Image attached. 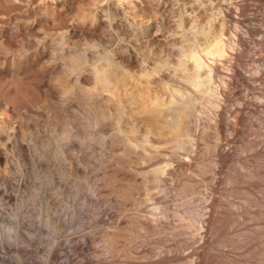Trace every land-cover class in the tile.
<instances>
[{"label":"rangeland","instance_id":"rangeland-1","mask_svg":"<svg viewBox=\"0 0 264 264\" xmlns=\"http://www.w3.org/2000/svg\"><path fill=\"white\" fill-rule=\"evenodd\" d=\"M222 1L225 6L232 3V0ZM44 2L50 3L51 12L47 15H42L36 8ZM201 2L202 0H71V4L66 5L60 0H25L17 3L0 0V92L5 91L14 102L27 107L28 114L24 125L30 134L25 133L23 137H18V132L22 131L16 129V134L14 130L10 131L11 136L6 132L0 135V147H7L10 152V156L0 158V175L3 174V179L0 176V264H77L84 255L99 258L107 256L112 263H119L117 259L121 258L133 260L132 254L136 250L134 247L132 253L127 249L118 254L121 258H117V255L116 258L109 256L104 249L103 234H110L112 231L124 232L119 228L126 225L137 213L153 215L154 211H164L169 219L179 222L184 210L189 207L210 210L211 197H214L216 192L212 190L216 186H213L215 183L217 186L214 189L218 190V195L220 191L218 186L225 187L221 188L222 193L225 192V195L220 193L222 199L215 194L221 201L231 198L229 201L232 202L233 197L235 205L231 204L234 208L243 203L247 205L243 194L238 193L241 199L237 193L233 195V189L232 192L229 191L233 182L231 183L228 177V181L225 180L228 176L223 173L225 164L221 161L215 162L214 159L217 158L215 157L217 152L214 151L217 148L214 144L218 145L222 141L225 143L226 139L220 136L217 127L218 132L215 131V126L209 125L208 116L215 111L212 104L210 105L213 98L210 93L203 91L197 93L188 126L191 130H185L188 133L180 131L178 126L171 127L168 121L172 118L171 115L163 118L151 110L156 95L166 99L170 96L173 84H188L185 79L174 77L173 70L171 76L172 64L169 63L180 56L183 48H190L195 36H203L201 33L195 34L191 31L190 21L181 22L183 11H188L186 14L196 15L199 22L204 23L207 19ZM255 2L253 3L255 6L260 3L257 0ZM55 15L62 19L61 25L72 23L77 29L72 38L73 51L76 54L83 50L82 43L86 37L92 38L105 48V53H109L119 66L118 77L116 75L114 78L117 79L116 83L105 82L104 85L92 71V63L100 62V59L98 56H92L81 72L82 76L78 82L75 80L72 82L76 84L75 93L67 95L68 97L65 96L62 85L70 78L65 80L64 77L60 78L59 81L65 82L59 84L60 87L56 91V114L58 126L65 130L61 128V132L69 131L67 137L60 135L59 127L57 128L59 131L56 132L50 126L54 113L50 112L48 106L37 110L32 105L33 101L41 100L38 94L41 83L43 85L41 93H45L46 98L48 96V101L55 94L54 90L50 92L49 84L52 85V82L49 73L44 74L42 66L34 61L32 56L17 58L16 54L22 45L33 49L36 37H44L59 30L53 23ZM186 16L184 14V17ZM261 45L264 46L263 43H256L258 54L264 53V47ZM14 61H17L16 65ZM57 61L60 65V59ZM250 66L252 67V64ZM236 81H233V85L237 83L235 87L238 88L242 83ZM260 86H264V83H260ZM222 96L225 102V96ZM255 99L252 101L258 104V100H263L264 97L261 96L257 101ZM44 100L42 103L46 105L48 101ZM254 103H251L253 108L256 107ZM260 106L261 115L264 117V102ZM13 113L14 111H10L9 115L12 116ZM94 113L102 114L100 122L96 125L90 124L89 121L90 115ZM262 132L264 127L260 133ZM219 138L224 139L219 142ZM179 139L188 141L179 146ZM42 142L47 146L42 147ZM36 143L39 149L34 151L33 146ZM245 153L251 154L253 150ZM194 156L203 163L204 159L197 156L203 158L209 156L212 160H207L209 159L207 157L208 162L214 160L218 163L213 165L205 160L204 165L208 163L207 168L210 165L211 168L215 167L213 172L216 167L221 170L220 166L224 164L223 171L221 170L223 175L217 169L215 174L210 171L213 178L203 173L207 175V179L211 178L214 181L211 183L209 179L207 180L211 184L214 183L212 187L209 183L206 184L207 181H203V174L197 175L199 184H195L199 189L196 186V189H190L193 192L187 190L180 194L183 191H179L178 187L176 188L179 190L175 191L176 179H172L174 177L172 174L169 176L167 170L171 167L169 162L173 165L179 163L180 166L183 158L187 161L196 160L193 159ZM166 164L170 167L165 168L164 180L160 182L161 180H156L157 173L154 170L158 166L166 167ZM225 169L227 172L230 168L227 166ZM222 177L225 178L223 181L229 183L226 184L227 190L231 193L228 192L229 197L224 191L227 187L222 182ZM216 180H219L220 185ZM262 187L264 186L261 185L260 194L264 192ZM238 198L241 199L240 204ZM156 199L160 200L159 203ZM243 218L245 220L247 217L242 216ZM249 220L250 218L244 223L251 224L253 219L251 222ZM254 222L247 227L260 225ZM263 222L264 220L262 224ZM243 224L232 226L230 229L233 233L229 230V235H236L237 239L243 237L246 231ZM243 226L245 229H242ZM203 229L205 227L200 229L202 231L200 235L205 232L206 236L207 231L205 229L203 232ZM132 230L135 228H129V231ZM152 231L151 229L147 231L151 237L157 234ZM166 231L165 234L161 232L159 235L163 234L162 238L167 235L165 239L168 235L171 238L177 236L175 239L183 235L180 238H184V234L179 236L176 233L175 236L172 228L168 227V232L172 231L171 233L167 234ZM143 233L146 234V230ZM239 233L242 235L238 236ZM125 234L124 232L117 237L126 245L130 242V237L126 238L123 236ZM136 237L133 239L140 238ZM170 237L163 240L156 235L153 237L155 241L162 240L164 243H157L153 239L155 243L151 242L148 246L157 245L155 247L157 250L169 248L175 241ZM74 238L91 239L92 245L95 244L94 249L80 257L71 246V239ZM232 238L234 237L229 238L230 241L227 238L228 247L221 243L218 244L219 247L221 245V249L224 247L228 251L233 249L237 242L230 245L233 243ZM168 240H171V243ZM243 240L238 239V244L240 245ZM258 240L255 241L262 242ZM166 242L169 243L168 247ZM257 242L253 241L255 245L246 243V248L250 245L253 251L250 249L249 251L248 247L246 252L243 242L240 245L242 250L235 246L231 253L236 251L235 254L239 256L242 251L244 254L247 253L248 257H253L255 255L253 253L261 247ZM254 246L255 252L252 248ZM188 248L187 252L194 250L192 246Z\"/></svg>","mask_w":264,"mask_h":264},{"label":"bare ground","instance_id":"bare-ground-1","mask_svg":"<svg viewBox=\"0 0 264 264\" xmlns=\"http://www.w3.org/2000/svg\"><path fill=\"white\" fill-rule=\"evenodd\" d=\"M6 1L10 3H17V1L22 2L25 0ZM60 1L66 5L71 4V0ZM257 1H260L259 5L257 6L253 4L256 3L255 0H253V2L252 0H232V3H226L227 5L225 6V3L222 0H202V8L206 12V16H204L207 19L204 20V23L199 22V19L196 15L186 14L188 11H183V13L187 16L184 17L183 14L181 22L186 20L190 21L192 25L190 28L191 31L195 34H203L201 37L195 36L193 38L192 44H190V48H183L181 50L182 53L180 56L169 63L172 64V69L170 71L171 76L173 70L174 77L185 79L188 84H173V87L171 86L170 96H168L166 99H162L160 96L156 95L154 106L151 108V110L154 111L157 116L165 118L167 115H171L172 118L168 119V121L171 123V127L173 126L175 128L178 126L180 131H190L191 129L188 127L190 126L189 124L191 122L190 114L192 106L194 105L195 99L197 97V93L203 91L207 94L210 93L211 96H213V98L211 97L212 100H210V105L212 104L211 106L215 109V111H213V113H211V115L209 114L208 116L210 119L209 125L215 126V128L217 127L219 130L216 128L215 131L218 130L219 132H217L220 134V136L226 139L224 140L226 142L223 143L222 140L224 138L221 139V137L219 138V142H222L218 143L217 141L218 145H216V143L214 144L216 147L213 145V148H217L216 150L212 149L217 152L216 156L215 152L213 151V154L215 157H217L214 159L215 162L221 161V163L223 162L225 164L226 168L227 166L230 168L227 170V172L229 171L227 173L225 172L226 169L224 167L223 173L228 174V176H226V179L222 177V182H224L225 185L229 184L226 183L229 178L231 183L233 182L230 185L233 186L232 188L229 187V191L232 192L233 189V195L236 193L243 194V199L246 200L247 205H245L242 201L243 204L241 206L239 205L237 206L238 208H234L235 204L233 203V197L232 202L229 201L231 198L227 199L229 204L225 199H223V201L226 202L221 201L223 196L220 197V193L221 195H225V192L222 193L223 189H221L224 186H218V189L220 190L218 195V190L214 189L216 188L217 184H211L213 181L211 178H213V174H215L217 169L216 167L215 172H213L215 168L213 165H217L218 163H215L214 160L213 162L211 161V163L208 162L207 160H212V158L209 157V154V156L204 158L202 156H197L202 160L204 159V163L203 161L198 160L196 156L193 157V159L196 160L191 161L190 159L189 161L184 158L182 160L180 159L182 161H178L181 163L180 166L179 163H177L178 165L174 164L177 165V167L173 164H170L169 162L171 167L166 164V167L158 166L155 168L154 171L157 173V177H155L156 180L158 179L159 181L161 180L160 182H162V180H164L163 174L165 172V168L170 167L167 169L169 176L172 174V176L175 177L174 178L171 176L173 180L176 179L175 182L177 186L175 185V188L178 187L180 189L174 188L175 191L178 189L179 191H183L182 193L178 191V193L184 194L187 190L188 192L190 191V193L191 191L193 192V190L190 189L195 188L197 186L196 184H199L198 176L202 175L203 173L209 174L208 176L204 174V176L202 175L204 178L203 181L205 180L206 182L209 179H207V177H211L209 179L211 183H209L208 180L206 184L209 183V186L211 187L212 185H216L212 188V190L214 192L216 191L215 194L217 193L221 199L215 194L214 197H211L210 195L209 198L211 197V208L207 211L197 210L189 207L185 209L183 213V210L181 209L183 215H181L179 222H175L171 218L169 219V216L164 211H154L152 212L153 215L137 213L133 215V218H131L129 221L127 220L128 222L126 225H122L121 228H119L120 225L118 226V228L121 229L120 231L124 230L126 233L123 236H126V238H128L127 236L130 237V242H128L126 245L125 243H122L123 240L121 242V238L118 239L117 237V235H122L124 232L118 231L119 233H116V231H112L110 234H103L102 240L105 243L104 249L109 254V256H114L116 258L117 255V258H119L120 256L118 254H121L122 251L128 249V251L133 252L135 248V253L132 254L134 255V258H132L133 260H127L120 257L122 260L117 259L119 263H112L111 259L107 258V256L106 258H99L94 255H84L86 252L89 254L88 251H90V249H94L93 247L95 244L93 243L94 245H92L91 239H71V246L73 250L80 257L84 255V258L79 259L77 264H264V222L262 224V221L264 220V192L263 194H260L261 185L264 186V132L260 133L264 127V117L261 115L260 105L263 104L264 99L260 101L258 100L261 98V96L262 98L264 97V86H260V83H264V53L259 52L258 54V49H256V43L260 42L264 44V0ZM49 5L50 3L44 2L40 3V5L36 8H38V11H40L42 15H47L51 12ZM88 15L89 13L86 16ZM212 16L214 17L211 18ZM54 19L55 20L53 23L55 26H57L56 29L59 28V30L57 29V31H54L52 34L49 33L44 37H36L33 49H30L31 47H28L27 45H22V47L16 51V54L18 55L17 58L32 56V59L42 66L44 74L49 73L50 80L52 82V85L49 84L50 92L54 90L55 94H53L51 100L48 101V96L46 98V94L41 93V88L43 87L41 83L39 86L40 93H38L41 100L33 101L32 105L37 110H41L43 107L48 106L50 112L54 113L51 122L52 125L50 124V126H52V129L54 128V130L57 132L59 131L57 128H60V125L58 126L55 95L56 91L60 87L59 84L62 85L65 82V79L70 78L62 85L63 92L65 93V96L75 93L76 84L72 82H74V80L78 82L77 80H79V78L82 76H80L81 72L88 63L89 58L92 56H98L100 59V62L92 63V71L104 85L105 82L108 84L116 83L117 79L114 78L116 75L118 77L119 66L112 59L109 53H105V48H102L103 46L101 47V45H99L98 42L93 41L92 38L86 37V40L82 43L83 50L76 54L73 51L72 38L77 29L72 23L61 25L62 19H60L58 15H55ZM261 46L264 47L263 45ZM262 47L260 48L261 50ZM58 59L61 61L60 65L57 61ZM16 63L17 61H14V65H16ZM251 64L252 67L250 66ZM63 77L64 80L59 81L61 80L60 78ZM236 80L242 83V85H240L238 88H236L237 83L235 84L236 87L233 85V81ZM222 95L225 96V102H223L224 100ZM44 99H47L48 101V103L46 102V105L42 103L45 101ZM252 99H255L256 101L258 100L259 106H257V102L254 103ZM252 102L259 109L256 107V109L253 108L251 106ZM26 110L27 107L14 102L9 96H7L5 91L0 92V135L1 133L6 132L9 136H11L12 132L10 131L14 130L15 133L18 129L22 131L20 132L22 133L21 135H19L20 133L18 132V137H23L25 133H28L24 125L25 117L28 114L26 113ZM10 111H14L12 116L9 115ZM102 114L104 113L102 112ZM102 114L94 113L90 115V117L88 116L90 124H98ZM61 128L60 135L62 137H67L69 131L61 132ZM62 130L65 131L63 128ZM186 131L185 133H188ZM261 134L263 136H260ZM180 141L179 146L180 144L182 146V143L185 144L188 139L185 142L183 140L180 143ZM65 142L68 143L67 141H64V143ZM46 146L47 144L42 142V147ZM19 149L21 152H23L21 147H19ZM33 149L34 151L39 149V147H37V143L33 146ZM8 150L9 149L7 147H0V158H2V156H10V152ZM249 150H253V153L246 155L245 152H248ZM207 157L209 159H207ZM205 160L208 163L213 164L212 166L214 168H211L210 164V167L208 165L209 168H207L206 165L208 163L204 165L206 162ZM224 164H222L220 168L223 169L222 166ZM221 170L219 173L223 175L221 173L223 170ZM2 171L6 173L5 170ZM210 171L213 173L211 174L212 176H210ZM216 175H214V178ZM0 176L3 179V174ZM162 177L163 179H161ZM223 179L226 181H223ZM218 181L217 183L220 185V182ZM226 187L227 188L226 190L224 189V191L227 192L229 197L230 192L227 190L228 185H226ZM197 188L199 189L198 186ZM120 190L122 191V189ZM120 190L118 191L120 192ZM239 197L241 198V196ZM238 199H236V201ZM241 199H239V204L241 203ZM159 201L157 200L158 203ZM183 204L185 205V203ZM177 209H179V207H177ZM172 215L173 213L171 214V217ZM242 216L247 217L245 220L250 218V222L252 221L251 219H253L252 223L245 224V220L244 218L242 219ZM165 217L168 219H165ZM254 219L256 222H254ZM260 219L263 220L261 221ZM257 220L259 222H257ZM242 222L246 226V231L245 234L242 231L244 234L243 237L240 236L242 232L238 235L240 236L238 239H244L240 245H242L244 242L246 248V243H249L248 241L246 242V240L251 241V239H259L258 241H262L261 243L259 242L261 247L258 248L259 250L257 249L258 251H256L255 246L252 247L254 252L256 251L255 253L252 252L255 254L253 257H248L247 253L244 254L242 251L240 253H243L244 255L239 254L238 256L235 254L237 253L236 251L231 253L235 246H239V249L241 248L238 244L239 241L237 236L229 235V230H231L230 228L232 226L236 227L239 223L243 224ZM253 222L260 225L248 228L249 225L253 224ZM245 226H243L242 229ZM168 227L169 229H174L175 236L176 233L178 235L184 234V238L181 239L183 235H179L181 238L178 236L180 239H175L177 236L175 238L172 237L175 239L174 241L170 235H168V238L170 237L174 243L170 244L169 246L167 245L169 243L166 242V245L167 247L169 246V248L162 250H157L155 248L157 245L155 247H152L153 245L148 246L149 243L153 242V237L156 235L157 237L159 236V238L161 237L163 240H167L168 238L165 239L167 235H164V238H162V235L165 234L164 231L167 230L166 233L168 232ZM203 227H205L207 231L206 236L204 234L205 229H203L204 236L203 234L200 235V233H202L200 229ZM129 228H135V230H132V232L129 231ZM148 228L154 231H152V233L156 232L157 234H154L152 237L149 236V233H147L149 230ZM240 228L241 226L238 229ZM234 229L235 228H233V230ZM145 230L146 234L143 233ZM161 232H163V234L160 236L159 233ZM171 232L172 231H169L167 234ZM132 234H134V236H139L140 238L133 239L137 237H132ZM146 235L151 237V239H149V237ZM231 237L234 238H232L233 243H230V245L235 244L236 242L237 243L235 246L233 245L234 247L232 246V251L229 249V252L228 249L225 250L224 247L227 245V243H229L227 238L231 239ZM234 239H237V241ZM255 240H252L249 244L253 245V241L255 243L257 242ZM159 242L164 243L162 240ZM169 242L171 243V240ZM220 243L223 245L225 244L222 249L220 248L221 245L220 247L218 245ZM259 243L257 242V245ZM189 246L194 247V250L187 252V248ZM242 247L244 248V246ZM249 249L251 250V247H249L248 250Z\"/></svg>","mask_w":264,"mask_h":264}]
</instances>
